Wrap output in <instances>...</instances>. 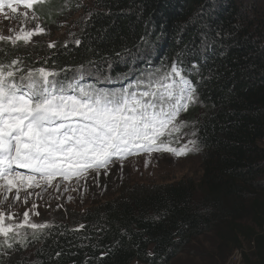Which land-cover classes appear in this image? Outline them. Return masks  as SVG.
Masks as SVG:
<instances>
[{"label":"trees","instance_id":"trees-1","mask_svg":"<svg viewBox=\"0 0 264 264\" xmlns=\"http://www.w3.org/2000/svg\"><path fill=\"white\" fill-rule=\"evenodd\" d=\"M24 11L44 33L0 40V64L19 62L7 69L21 70L17 83L44 68L65 84L120 91L177 66L194 89L181 113L200 175L50 210L47 227L0 243V264H175L201 255V239L207 263L238 252L242 264H264V0H44Z\"/></svg>","mask_w":264,"mask_h":264},{"label":"snow or ice","instance_id":"snow-or-ice-1","mask_svg":"<svg viewBox=\"0 0 264 264\" xmlns=\"http://www.w3.org/2000/svg\"><path fill=\"white\" fill-rule=\"evenodd\" d=\"M43 2L0 0V12L7 8L16 14V5L31 10ZM21 15V28L14 41L28 42L44 31L39 26L26 31L29 12ZM2 39L13 37L0 36ZM18 63L0 64V194L4 200L12 194L18 201L23 191L26 203L31 194L28 189L55 186L53 181L58 177L65 181L80 179L90 171L107 169L114 158L129 154H187V145L177 149L165 139L186 126L183 121L177 123V118L196 102L194 89L177 66L172 65L170 72L149 74L120 91H108L85 88L76 80L65 84L50 79L57 74L44 68L21 75L20 81L27 83H17L16 72L21 70L7 69ZM23 216V223L14 226L6 222L14 217L0 211V236L7 238L24 226L47 227L29 223L27 211Z\"/></svg>","mask_w":264,"mask_h":264},{"label":"rangeland","instance_id":"rangeland-1","mask_svg":"<svg viewBox=\"0 0 264 264\" xmlns=\"http://www.w3.org/2000/svg\"><path fill=\"white\" fill-rule=\"evenodd\" d=\"M84 4V2L82 3ZM24 9L18 8L16 14L11 13L10 9H4L0 12V29L5 31L7 37H14L20 31L22 13ZM12 17L11 19L5 16ZM76 17V16H75ZM39 26V23L29 14V19L24 25L25 30H31ZM72 22L66 25L67 38L72 36ZM11 29V30H10ZM49 32H51L49 30ZM43 33L35 34L31 38L41 37ZM63 31L54 33L53 39H62ZM50 43V42H49ZM194 105V103H193ZM185 112V111H182ZM184 121L183 113H180L177 118V123ZM182 127L179 132H174L171 137H166L171 141V147L180 149L187 145L188 151L186 155L176 156L166 152H152L141 156L131 157L125 161L114 160L107 169L102 171H90L85 177L80 179L73 178L71 181H65L61 178L53 181L55 186H44L40 188L28 189L31 193L27 195L25 203V192H21L20 200L14 201L12 194L8 195V200L3 199V194H0V211L11 214L14 219L6 221L14 226L22 224L24 221L23 213H29V223L48 224L51 216L50 210L64 211L67 209L80 210L85 209L91 202L105 199L113 194H116L120 186L136 183H173L181 179L191 178L198 180L200 175L198 157L199 151L195 145L189 143L193 141L192 132L188 125ZM24 171V169H18ZM35 205V207H33ZM38 213V215H37ZM40 229H32L24 226L16 228L9 237L0 236V243L5 242V239L18 241L24 236H29L33 232ZM18 233V234H17ZM209 243L204 239L199 241L202 244L203 250L200 254H182L179 256L175 264H210L207 263L205 252L209 251ZM131 264H138L133 261ZM224 264H242L239 253L234 252Z\"/></svg>","mask_w":264,"mask_h":264},{"label":"built area","instance_id":"built-area-1","mask_svg":"<svg viewBox=\"0 0 264 264\" xmlns=\"http://www.w3.org/2000/svg\"><path fill=\"white\" fill-rule=\"evenodd\" d=\"M238 253V252H237ZM240 255V254H239Z\"/></svg>","mask_w":264,"mask_h":264}]
</instances>
